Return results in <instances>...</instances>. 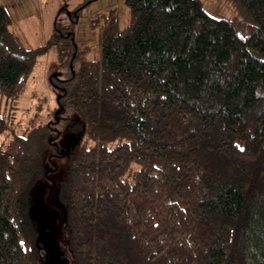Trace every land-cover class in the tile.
Returning a JSON list of instances; mask_svg holds the SVG:
<instances>
[{"label": "trees", "instance_id": "1", "mask_svg": "<svg viewBox=\"0 0 264 264\" xmlns=\"http://www.w3.org/2000/svg\"><path fill=\"white\" fill-rule=\"evenodd\" d=\"M228 1L232 19L126 0L129 25L106 18L77 70L75 20L27 49L0 4V92L18 98L54 49L59 106L87 124L59 187L75 264H264V0ZM10 129L0 111V264H41L32 193L60 146L49 124Z\"/></svg>", "mask_w": 264, "mask_h": 264}, {"label": "rangeland", "instance_id": "2", "mask_svg": "<svg viewBox=\"0 0 264 264\" xmlns=\"http://www.w3.org/2000/svg\"><path fill=\"white\" fill-rule=\"evenodd\" d=\"M87 1L76 19L77 9ZM13 12L14 26L24 47L36 49L54 33L55 22L68 32L74 20V44L78 58L73 70L82 61L101 59L100 34L106 18L117 16L124 29L130 22L126 0H0ZM209 14L218 18H234L238 9L228 0H202ZM100 18L96 23V19ZM69 69L63 67L54 49L38 58L32 76L18 98L0 92V111L9 121L12 131L23 134L29 129L49 124L55 132L60 153L46 162V175L32 193L30 216L37 229V248L41 264H75L72 251L65 240V207L59 199V187L69 170L72 150L87 142V124L73 110L59 106L60 89L52 78L64 80Z\"/></svg>", "mask_w": 264, "mask_h": 264}, {"label": "crops", "instance_id": "3", "mask_svg": "<svg viewBox=\"0 0 264 264\" xmlns=\"http://www.w3.org/2000/svg\"><path fill=\"white\" fill-rule=\"evenodd\" d=\"M0 4L4 5V6L8 9V11L10 12L11 17H12L11 30H12V32H14L15 35H17V36L19 37V35L17 34L18 32H16V27L14 26V20H13V15H12L13 12H12V10H11L10 7L8 6V4L1 3V2H0ZM51 35H52V34H51Z\"/></svg>", "mask_w": 264, "mask_h": 264}]
</instances>
